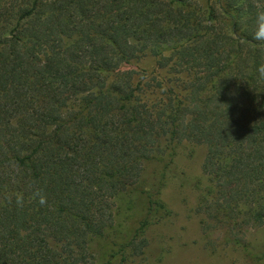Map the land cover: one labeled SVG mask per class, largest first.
Segmentation results:
<instances>
[{
    "label": "trees",
    "instance_id": "trees-1",
    "mask_svg": "<svg viewBox=\"0 0 264 264\" xmlns=\"http://www.w3.org/2000/svg\"><path fill=\"white\" fill-rule=\"evenodd\" d=\"M258 6L264 0H0V264H88L115 200L167 139L206 146L209 215L263 225ZM167 51L192 72L185 95L172 91L153 109L134 71L108 81L146 53L165 66ZM148 198L149 212L163 207ZM148 225L146 216L108 262L144 256Z\"/></svg>",
    "mask_w": 264,
    "mask_h": 264
},
{
    "label": "rangeland",
    "instance_id": "rangeland-1",
    "mask_svg": "<svg viewBox=\"0 0 264 264\" xmlns=\"http://www.w3.org/2000/svg\"><path fill=\"white\" fill-rule=\"evenodd\" d=\"M207 8L219 0H199ZM168 63H158L146 53L108 74L134 71V83L140 85L141 101L153 109L172 94H186L192 72L175 64L172 51L165 52ZM173 58V59H172ZM207 148L203 144L170 143L163 140L159 151L147 161L136 186L115 200L114 221L102 237L91 240L92 259L88 264H121L120 256L111 259L113 248L127 243L141 220L149 225L144 236L149 240L143 256L128 258L129 264H264V224L248 225L209 215L203 202L207 184L203 163ZM149 196L162 208L149 212ZM224 214V211H223Z\"/></svg>",
    "mask_w": 264,
    "mask_h": 264
},
{
    "label": "clouds",
    "instance_id": "clouds-1",
    "mask_svg": "<svg viewBox=\"0 0 264 264\" xmlns=\"http://www.w3.org/2000/svg\"><path fill=\"white\" fill-rule=\"evenodd\" d=\"M252 39L262 46L261 51H264V7H257L255 19L253 23ZM260 77L264 78V63H261L257 69ZM32 198L41 206L47 204V194L43 188L33 185L31 187ZM11 200V197H9ZM15 203L17 206H22L24 197L22 193H15Z\"/></svg>",
    "mask_w": 264,
    "mask_h": 264
}]
</instances>
